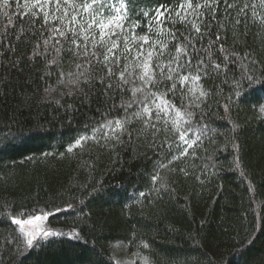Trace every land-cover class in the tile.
I'll return each mask as SVG.
<instances>
[{
  "label": "trees",
  "instance_id": "trees-1",
  "mask_svg": "<svg viewBox=\"0 0 264 264\" xmlns=\"http://www.w3.org/2000/svg\"><path fill=\"white\" fill-rule=\"evenodd\" d=\"M181 2L131 0L124 22L128 51L123 34L101 42L95 27L81 33L90 19L86 13L78 16L77 49L67 19L46 25L25 0H8L7 7L0 0V264H114L111 250L117 243L137 256V264H264V8L257 3L259 15L253 17L249 7L237 25L238 8L253 0H227L236 5L231 9L219 0L213 5L215 21L205 10L211 28L201 37L175 16ZM161 4L171 10V19L165 13L162 26L153 19L149 31L143 12L154 18ZM62 14L63 9L57 13ZM137 20L136 37L149 36L145 55L158 40L168 44L164 56H154L165 64L177 55L176 45L192 37L189 54L183 55L192 70L183 74L195 75L198 66L200 88L193 93L191 82L181 88L177 81L165 97L181 112L190 111V120L174 124L170 111L156 121L153 112L145 127L148 118L133 115L141 106L125 113L132 88L142 86L128 76L139 71L135 65L143 59L136 56L142 41L132 40ZM57 25L64 37L54 31ZM93 35L99 63L91 54ZM111 40H117L120 62L110 57L109 76L102 62ZM246 70L257 78L251 85ZM156 74L159 78V68ZM171 83L161 80L158 87L167 91ZM200 89L208 95L200 97ZM125 116L131 123L117 133L119 141L90 139L67 151L105 118ZM181 132L199 136L187 155L178 144ZM45 213H51L47 219ZM37 215L57 235L29 247L11 221Z\"/></svg>",
  "mask_w": 264,
  "mask_h": 264
},
{
  "label": "snow or ice",
  "instance_id": "snow-or-ice-1",
  "mask_svg": "<svg viewBox=\"0 0 264 264\" xmlns=\"http://www.w3.org/2000/svg\"><path fill=\"white\" fill-rule=\"evenodd\" d=\"M131 0H118V3H114L113 0H25V7L26 8H35L36 11L33 12V16L36 18H39L38 14L42 13L44 17V22L47 25L49 21H55L60 20V22L63 24L64 21L67 19L68 23L71 25V27L67 28V31L72 32L73 39L72 43L76 46L77 49L80 48V44L77 42V39H75L77 33L75 31L76 25L79 23L78 16L82 17V14L86 13L90 17V19L87 22V28H84L83 26L80 27L81 33H87L89 30L93 29L94 27L96 29H99V35H100V41L103 42L105 37H111L115 36L119 39V36L123 34L124 43L128 51H131V47L128 43V36L127 32L128 29L124 27V22L129 19V3ZM219 0H196L194 3L193 0H182V2L179 4V6L175 9V16L178 17L181 21H185L191 24V27L195 30L197 34H199L201 37L207 33L208 30L211 28V23L205 24V18H206V11L210 10L212 13L213 21L216 20V8L213 7V5L218 4ZM257 3L261 8H264V0H253L251 4L245 3L243 6L238 8L237 11V18L235 19V24L239 25L241 23V20L239 19L240 15L247 16L248 15V9L251 7L253 9L252 16L256 17L259 15L255 9L257 8ZM225 4L227 5V8H235V4H229L227 3V0H225ZM8 0H3V6L7 7ZM164 9V11H161V9ZM63 9V14L58 16L57 13ZM82 10V11H81ZM105 10H108L107 12ZM115 14H112V13ZM181 12L184 14L181 15ZM156 16L154 18L149 17V12L144 11L143 15L147 19V28L149 31L153 30L152 20L155 19L158 25H163L162 18L165 17V13H169L168 19H171V10L166 7L165 5L161 4L160 6L155 8ZM189 17H194V19L189 20ZM261 22L264 23V17H261ZM201 24H204V30L202 31ZM140 25V21H135L132 24V40L135 42L137 39L142 41L141 48L137 51L136 56L137 58L143 57V59H138V62L136 63L135 67L139 71L129 73L128 76H135L139 81H141L142 86L141 87H133L132 88V98L128 101H125L123 107L125 109V113L131 108H133V105L141 106V111L133 112V115L136 117V119H141L143 117H147L148 119L144 121L145 127L148 126L149 122L153 119V112L155 113V120L159 121L163 116H167L168 113L174 112L175 113V119L173 123L175 124L179 120L185 119L187 117L188 120L191 119L192 113L185 109L184 112H181L176 105L169 99H166L168 92H174V90L177 87V81L179 82L181 88L184 87L187 83L191 82L193 87L189 89L193 93H195L196 89L200 88V85L197 83L201 80L200 71L201 69L197 66L195 70V75H185L183 74L185 71H191L192 70V64L191 61L185 63L183 62V55H188L187 49L192 46V37L191 36H185L184 39L186 43L180 45H176L175 52L177 55L170 56L168 63L165 64L163 61L157 59L154 60V56L162 57L164 56L165 49L168 48V44L164 41H156L154 44H152L148 49L147 53L145 55V49L143 45L149 44V36L144 35L142 37H136L135 35V29L137 26ZM221 28L224 27L223 24L220 25ZM54 31L59 33L61 37L65 36V32L61 31L60 27L54 26ZM175 39V36L173 37ZM85 43V55H88V47H87V41L89 39L88 35L83 36ZM221 36L217 34L216 41H220ZM48 41H45V44H47ZM210 43H215V41H211ZM97 45V41L95 39V36H92V55L97 56L98 63L100 62L98 59V54L95 51ZM159 46V51H155L156 47ZM39 47V46H37ZM118 47L117 40H111V46L107 47L106 50L103 53V64L107 68V73L109 76L113 74V68L108 66V62L111 58H115L116 64L118 65L120 62V57L116 56L115 50ZM59 51V50H57ZM209 53H211V48L207 50ZM220 51L222 53H226V50L223 45L220 47ZM231 55H235V53H231ZM209 59H211V55L209 56ZM224 61H229V54L224 55ZM254 63V62H253ZM173 64H176L178 67H173ZM212 66L216 69H219L221 67L220 64H216L215 62L212 63ZM81 65L77 64V68H80ZM159 68L160 70V76L157 77L156 69ZM80 75H83V73H80ZM119 78L121 81H123L124 84L129 83V79L125 77L124 72H121L119 74ZM245 78L248 80L249 84L251 85L256 81V77L254 75H249L247 70L245 72ZM161 80H167L172 82L171 88H168L167 91L161 90L158 85ZM135 81H133V84ZM261 83H264V81H261ZM237 84H239V81H237ZM151 85L152 87H149ZM119 87V85H118ZM155 89V90H153ZM139 93V95H137ZM208 93L204 91L203 89H200V97L207 96ZM196 99H199L197 97ZM155 106L154 109L152 106ZM195 106L198 108L200 105L198 103L195 104ZM227 107V106H226ZM131 123V119L128 116H125L124 118H117V119H107L105 118L104 122L99 123L97 126L92 128V135H83L78 137L75 140L74 145H70L67 149V151L71 152L73 150V147L79 146L82 144V142H86L90 139H103V140H117L119 141L120 135L117 133L122 134L125 129V124ZM153 128H156L155 124L151 125ZM179 128V125L177 124V129ZM159 131V129H156ZM111 133V135H109ZM180 141H182L184 144L187 145L186 148L183 149V152L181 155H187L188 149H191L194 144H196V141L199 139V136H196L195 139H190L187 137V132H181L179 136ZM171 162V161H170ZM183 171V170H181ZM155 180L156 178L153 177ZM51 213H45L44 219H47V215H50ZM41 220V216L37 215L27 220H19L16 218H12V224L14 225H20V230L23 231V225L24 224H31L32 220ZM43 235L44 237L54 236L57 235L54 231H49L45 229H36L35 233L33 232H24V236L27 238L26 243L29 247H33V241L37 238L39 235ZM75 235V234H73ZM30 237V238H29ZM147 247V245H145Z\"/></svg>",
  "mask_w": 264,
  "mask_h": 264
},
{
  "label": "rangeland",
  "instance_id": "rangeland-1",
  "mask_svg": "<svg viewBox=\"0 0 264 264\" xmlns=\"http://www.w3.org/2000/svg\"><path fill=\"white\" fill-rule=\"evenodd\" d=\"M187 137L190 139H195L196 135L194 133L188 132ZM178 144L181 145V147H183V149L187 147V145L184 144L182 141H180V139L178 140ZM20 228H21V226L19 225L18 230H19V232H21L23 234H24V232H33V234H34L35 230L38 228L49 230L47 227H45L41 223V220H34V219L32 220L31 224H24L23 225V231H21ZM46 238L47 237H44L42 234L37 236V238L33 241V245H36V244L43 242ZM111 251H112L111 257L113 259L114 264H137V261H138L137 256L135 254H133L132 252L128 251L125 248V246H123L122 244L117 243V244L113 245Z\"/></svg>",
  "mask_w": 264,
  "mask_h": 264
}]
</instances>
